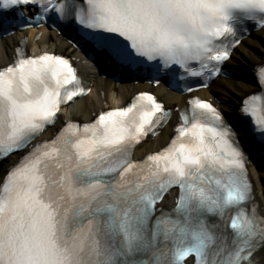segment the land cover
I'll return each instance as SVG.
<instances>
[{
    "label": "snow or ice",
    "instance_id": "obj_1",
    "mask_svg": "<svg viewBox=\"0 0 264 264\" xmlns=\"http://www.w3.org/2000/svg\"><path fill=\"white\" fill-rule=\"evenodd\" d=\"M27 6L37 21L54 12L74 22L121 66H175L191 77L218 75L238 33L249 22L264 28V0H0V14ZM256 75L264 89V67ZM86 91L60 56L18 49L0 69V264H261L264 211L239 141L211 103L189 101L194 122L181 113L170 146L142 162L135 146L171 115L149 93L36 143L61 104ZM241 111L264 137V91ZM173 188L175 207L157 209Z\"/></svg>",
    "mask_w": 264,
    "mask_h": 264
},
{
    "label": "bare ground",
    "instance_id": "obj_2",
    "mask_svg": "<svg viewBox=\"0 0 264 264\" xmlns=\"http://www.w3.org/2000/svg\"><path fill=\"white\" fill-rule=\"evenodd\" d=\"M21 44L29 55H37L42 52L51 53L58 51L70 57L76 66L82 80L88 88V92L69 102L61 108V112L55 124L49 127L42 135V138H49L65 122L89 121L100 111L120 107L125 104L135 93L144 90H152L159 99L173 110L168 122L159 132L140 143L134 149V158L142 159L148 154L163 148L171 138L176 121L177 109L186 103L188 97L199 96L212 100L224 116L235 117L240 99L248 95L252 90V84L244 75L239 74L242 70H251L253 67L264 62V28L252 32L244 38L233 49V52L226 65L233 72L232 77L223 79L216 78L212 83L203 89H199L190 95H180L165 88L163 84L156 87L142 82H130L123 78L119 82L112 80L111 71L102 72L101 68L86 56L85 51L74 47L62 33L48 31L45 27L29 28L24 31H15L13 34L0 38V67L7 65L13 55L15 48ZM256 46L259 53L253 54L249 48ZM98 68V69H97ZM238 136L244 135L243 130L236 124ZM15 156L11 158L15 160ZM264 164V158L260 162ZM8 162L0 165V179L5 174ZM249 176L253 183L254 194L257 203L264 211V169H260L255 162L249 161ZM174 192L171 191L164 199L162 205L169 206L173 203ZM261 264H264V254H261Z\"/></svg>",
    "mask_w": 264,
    "mask_h": 264
},
{
    "label": "rangeland",
    "instance_id": "obj_3",
    "mask_svg": "<svg viewBox=\"0 0 264 264\" xmlns=\"http://www.w3.org/2000/svg\"><path fill=\"white\" fill-rule=\"evenodd\" d=\"M249 50H250V52L253 53V54H257V53H259V48L256 47V46H251V47L249 48ZM259 167H260L261 169H264V166L259 165Z\"/></svg>",
    "mask_w": 264,
    "mask_h": 264
}]
</instances>
